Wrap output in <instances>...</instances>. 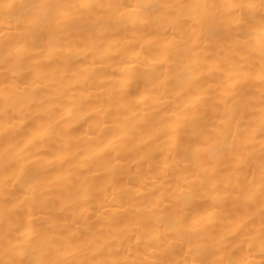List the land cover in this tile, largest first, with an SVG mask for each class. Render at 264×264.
<instances>
[{"label": "bare ground", "instance_id": "1", "mask_svg": "<svg viewBox=\"0 0 264 264\" xmlns=\"http://www.w3.org/2000/svg\"><path fill=\"white\" fill-rule=\"evenodd\" d=\"M0 264H264V0H0Z\"/></svg>", "mask_w": 264, "mask_h": 264}]
</instances>
